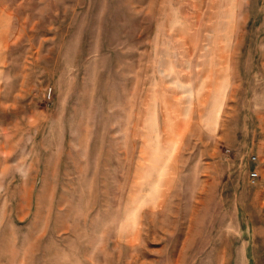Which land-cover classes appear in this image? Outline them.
<instances>
[{
  "label": "rangeland",
  "instance_id": "rangeland-1",
  "mask_svg": "<svg viewBox=\"0 0 264 264\" xmlns=\"http://www.w3.org/2000/svg\"><path fill=\"white\" fill-rule=\"evenodd\" d=\"M0 264H264V0H0Z\"/></svg>",
  "mask_w": 264,
  "mask_h": 264
},
{
  "label": "built area",
  "instance_id": "built-area-1",
  "mask_svg": "<svg viewBox=\"0 0 264 264\" xmlns=\"http://www.w3.org/2000/svg\"><path fill=\"white\" fill-rule=\"evenodd\" d=\"M256 176H257V174L254 171L250 172V174H249V178H250L251 181H253Z\"/></svg>",
  "mask_w": 264,
  "mask_h": 264
}]
</instances>
